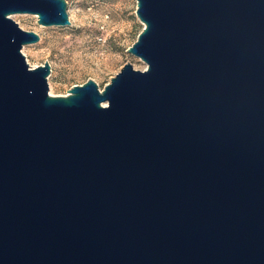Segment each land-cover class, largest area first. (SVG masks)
I'll return each instance as SVG.
<instances>
[{
  "label": "water",
  "instance_id": "water-1",
  "mask_svg": "<svg viewBox=\"0 0 264 264\" xmlns=\"http://www.w3.org/2000/svg\"><path fill=\"white\" fill-rule=\"evenodd\" d=\"M106 87L51 95L67 0H0V264H264V0H137Z\"/></svg>",
  "mask_w": 264,
  "mask_h": 264
},
{
  "label": "rangeland",
  "instance_id": "rangeland-1",
  "mask_svg": "<svg viewBox=\"0 0 264 264\" xmlns=\"http://www.w3.org/2000/svg\"><path fill=\"white\" fill-rule=\"evenodd\" d=\"M72 24L44 26L33 14L12 18L27 31L41 36L25 45L23 53L32 67L50 62L51 95H69L75 85L95 80L101 90L127 63L145 70L147 64L129 51L145 25L137 15V0H67Z\"/></svg>",
  "mask_w": 264,
  "mask_h": 264
}]
</instances>
